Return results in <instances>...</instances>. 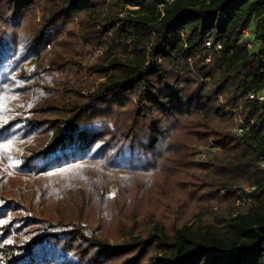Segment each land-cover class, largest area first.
<instances>
[{
  "label": "trees",
  "instance_id": "obj_1",
  "mask_svg": "<svg viewBox=\"0 0 264 264\" xmlns=\"http://www.w3.org/2000/svg\"><path fill=\"white\" fill-rule=\"evenodd\" d=\"M262 94L264 0H0V264H264Z\"/></svg>",
  "mask_w": 264,
  "mask_h": 264
},
{
  "label": "built area",
  "instance_id": "obj_2",
  "mask_svg": "<svg viewBox=\"0 0 264 264\" xmlns=\"http://www.w3.org/2000/svg\"><path fill=\"white\" fill-rule=\"evenodd\" d=\"M164 1L165 2H171L172 0H164ZM158 10H160V12L162 13V11H161L162 10V5H158ZM253 40H254V36H253V34L251 33V31L249 29H246V30L242 31L240 42L244 43L248 50H250V48H251V46L253 44ZM206 48L207 49L215 48L217 50V49H220V46L218 44L217 45H213L208 40V41H206ZM209 60H210V57H206V61H209ZM249 97L253 98V95H250ZM259 101H264V94L259 96ZM237 131L240 132L241 130L238 129Z\"/></svg>",
  "mask_w": 264,
  "mask_h": 264
},
{
  "label": "rangeland",
  "instance_id": "obj_3",
  "mask_svg": "<svg viewBox=\"0 0 264 264\" xmlns=\"http://www.w3.org/2000/svg\"><path fill=\"white\" fill-rule=\"evenodd\" d=\"M131 9H134V8H131ZM36 15L39 17V12H36ZM250 27H251V29H253V27H254L253 23L250 24ZM257 48H258V44H256L255 42H253V44H252V46H251V48H250V51H255ZM96 54H98V53H96ZM209 61H210V60H209ZM209 61H206V59H205V63H204V65H205V64H208ZM189 63H190V64H193L192 61H190ZM85 72H86V71H85ZM96 84H98V82H97ZM212 147H213V146H211V148H212ZM203 150H204V148H200V149L198 150L197 158H198V156H199L201 159H203V158L205 157L204 155H202V154H205ZM51 187H54V186L51 185ZM245 191L249 192L250 190H249L248 188H246ZM244 201H245V198H244V197H241L240 199L237 198V199L235 200V203L238 205V204H242V202H244Z\"/></svg>",
  "mask_w": 264,
  "mask_h": 264
}]
</instances>
